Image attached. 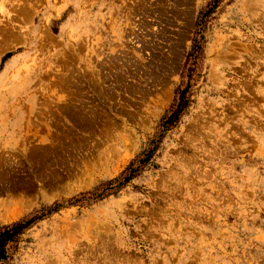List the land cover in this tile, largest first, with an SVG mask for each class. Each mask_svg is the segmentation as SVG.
Masks as SVG:
<instances>
[{"label": "rangeland", "instance_id": "374dc122", "mask_svg": "<svg viewBox=\"0 0 264 264\" xmlns=\"http://www.w3.org/2000/svg\"><path fill=\"white\" fill-rule=\"evenodd\" d=\"M54 203L10 264H264V0H0V226Z\"/></svg>", "mask_w": 264, "mask_h": 264}, {"label": "trees", "instance_id": "16d2710c", "mask_svg": "<svg viewBox=\"0 0 264 264\" xmlns=\"http://www.w3.org/2000/svg\"><path fill=\"white\" fill-rule=\"evenodd\" d=\"M216 7V1H213L210 4V8L207 11V14L212 13L213 9ZM200 51V45L198 40L193 41V46L191 48V54H196ZM187 91H180L177 89L176 95H179V103L176 101L170 106V109L167 111L159 123L157 128V134L155 138L149 144V150L144 155V159L138 158L129 164L125 170V175L121 178L122 183H128L139 171V168L144 165L148 158L151 156V153L155 150L154 146L158 140L162 137L163 133L169 130L174 126L178 121L179 117L182 115L184 109L187 107V101L184 97ZM135 164H137L136 167ZM117 180H113L105 184L108 190H113L111 187L112 184L116 183ZM120 184V183H119ZM103 197V193L100 195H94V198ZM63 206L59 203H54L50 207H44L40 210L34 211L17 221H14L10 224L0 226V264H10L14 257L17 255L20 244L24 242V236L30 231L38 222L42 221L46 217H49L51 214L56 213ZM27 242V241H26Z\"/></svg>", "mask_w": 264, "mask_h": 264}]
</instances>
